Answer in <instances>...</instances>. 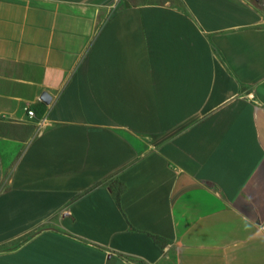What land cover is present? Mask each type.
Returning a JSON list of instances; mask_svg holds the SVG:
<instances>
[{
  "label": "crops",
  "instance_id": "obj_1",
  "mask_svg": "<svg viewBox=\"0 0 264 264\" xmlns=\"http://www.w3.org/2000/svg\"><path fill=\"white\" fill-rule=\"evenodd\" d=\"M0 117V264H264V0H0Z\"/></svg>",
  "mask_w": 264,
  "mask_h": 264
},
{
  "label": "rangeland",
  "instance_id": "obj_2",
  "mask_svg": "<svg viewBox=\"0 0 264 264\" xmlns=\"http://www.w3.org/2000/svg\"><path fill=\"white\" fill-rule=\"evenodd\" d=\"M145 1H160V0H145ZM36 127L33 122L27 123L23 126H17L16 124L10 122L5 117H0V137H12V138H22L31 137L36 133ZM14 149L10 148L6 152L8 161L10 162L14 156Z\"/></svg>",
  "mask_w": 264,
  "mask_h": 264
},
{
  "label": "water",
  "instance_id": "obj_3",
  "mask_svg": "<svg viewBox=\"0 0 264 264\" xmlns=\"http://www.w3.org/2000/svg\"><path fill=\"white\" fill-rule=\"evenodd\" d=\"M41 99L45 102V103H50L52 100V97L50 96V94L48 92H43L41 95Z\"/></svg>",
  "mask_w": 264,
  "mask_h": 264
},
{
  "label": "built area",
  "instance_id": "obj_4",
  "mask_svg": "<svg viewBox=\"0 0 264 264\" xmlns=\"http://www.w3.org/2000/svg\"><path fill=\"white\" fill-rule=\"evenodd\" d=\"M29 116H34L35 115V111L33 109H28L27 111Z\"/></svg>",
  "mask_w": 264,
  "mask_h": 264
}]
</instances>
